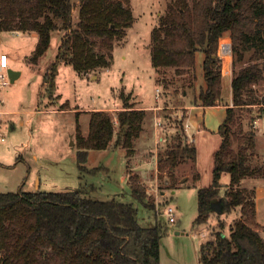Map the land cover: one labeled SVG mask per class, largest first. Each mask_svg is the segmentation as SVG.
<instances>
[{"label":"trees","instance_id":"16d2710c","mask_svg":"<svg viewBox=\"0 0 264 264\" xmlns=\"http://www.w3.org/2000/svg\"><path fill=\"white\" fill-rule=\"evenodd\" d=\"M72 11L71 0H0V32H37L30 57L34 61L48 48L51 31L63 30L56 57L43 75L48 93L55 90L61 61L71 63L81 74L108 67L115 41L125 35L134 19L130 0H79L75 25ZM224 35L230 36L232 45L231 105L222 97L218 45ZM150 54L157 72L173 67L184 74L199 66L203 82L193 104L227 105L218 128L221 142L213 155L211 182L197 189L194 222L205 223L214 211L220 214L238 207L240 216L230 225L229 235L212 231L213 237L201 244V263L264 264L255 189L241 184L245 178L264 176V162L252 163L255 131L243 129L237 112L239 107L260 105L263 100L255 85L264 81V0H174L151 30ZM144 116V109L133 108L124 97L116 132L107 111H93L87 135L78 128L80 171L99 169L80 161L89 149L107 148L114 136L113 146H120L131 157ZM179 124L185 137L183 120ZM182 136L177 133L157 153L158 177L165 174L170 180L165 188L174 189L180 183L176 171L181 163L189 162L194 169L192 179L199 178L194 165L196 146ZM127 176L130 194L155 209L138 175L128 172ZM87 188L0 192V264H159L167 226L160 220L143 226L132 202L116 196L96 199Z\"/></svg>","mask_w":264,"mask_h":264},{"label":"rangeland","instance_id":"374dc122","mask_svg":"<svg viewBox=\"0 0 264 264\" xmlns=\"http://www.w3.org/2000/svg\"><path fill=\"white\" fill-rule=\"evenodd\" d=\"M71 1L75 25L79 0ZM173 1L130 0L134 19L126 28L125 35L115 41L110 65L81 74L71 63L61 61L57 66L53 93L46 91L43 75L56 57L63 30L57 27L51 31L50 44L36 61L30 58L36 38L18 31L0 32V54L7 55L8 68L21 71L13 82L0 89V192L61 191L88 187V193L96 199L116 196L134 204L141 225L152 226L160 220L167 226L160 243L159 264H202L201 244L213 237L212 231L229 235L230 225L240 216L238 207L220 214L214 211L205 223L194 222L197 189L211 182L213 152L221 142L215 127L222 115L208 107L201 109L200 113L193 111L196 116L193 114L189 118L190 130L196 138L194 165L199 173L197 180L192 179L194 169L189 162L179 164L176 176L180 183L174 189L165 188L170 182L165 174L155 181L147 177L142 182L143 178H139L155 202V209L134 198L126 180L122 179L134 166L136 157L145 158L144 155L154 148L156 156L159 150L175 139L177 133L182 136L181 120L185 133L182 137L193 143L185 131V105L192 104L199 90L198 85L203 82L199 66L194 72L178 74L173 67H163L157 72L151 62V30L159 15L165 13L167 5ZM220 53H223L221 48ZM228 58L229 55H225V59ZM238 66L236 63L235 67ZM255 89L262 95V103L239 107L237 112L243 129L247 131L256 130L253 125L257 118V138L252 158V163L256 165L264 162V81L255 85ZM124 97L133 108L158 106L145 112L143 129L137 141L138 152L129 158L120 146L89 149L80 163L99 169L95 172L80 171L77 133L78 128L82 135L87 132L90 120L89 113L84 110L107 108L114 121L123 106ZM154 120L162 127H158V131L163 138L157 139L156 147L149 136L154 130ZM199 124L200 130L197 128ZM114 129L117 132V121H114ZM152 167L153 162L152 166L148 163L147 170ZM223 179L228 180V175L224 174ZM253 180H264V176L245 178L241 184L253 187ZM167 204L176 208L175 222H170L165 214Z\"/></svg>","mask_w":264,"mask_h":264},{"label":"crops","instance_id":"0c3cea01","mask_svg":"<svg viewBox=\"0 0 264 264\" xmlns=\"http://www.w3.org/2000/svg\"><path fill=\"white\" fill-rule=\"evenodd\" d=\"M18 32L29 33L32 38H36V40H37V35L38 34L35 31H31V32L18 31ZM227 38L230 41H227L226 40ZM222 43L223 44H226V43L230 44L231 43L230 36L229 35H224V36H222L220 38L219 45H218V55L221 57V62H222V69H221V71H222V97H223L224 100L229 102V105H231L232 104L231 79H232L233 69H234L233 64H232V49L226 50L223 53H220V48H222V46H221ZM225 55H229L228 60L225 59ZM8 70H12V71L16 72L14 74V78L15 79L21 74V71L13 70L11 67H9ZM249 106H253V105H249ZM185 107L187 108L186 127H185L186 135H187V137H189V139H191L193 141V144L195 145V142H196L195 139L196 138H195V136L192 134V132L190 130L191 121L189 122V118L191 116H193V114H194V116H196V114L193 111H195L196 113H200L201 109L208 108V107L214 108L216 111H218L222 115V119L220 120V122L217 125V127H215L216 132L218 133L219 125L222 123V121L224 120V118L226 116V107H227V105L222 104V103H217V104L210 105V106H202V105H196V104L192 103V104L187 105V106L185 105ZM138 108H142L146 112V110H155L156 108H158V106H155V105L154 106L140 105ZM62 109H64V108H62ZM81 110L82 109H78L77 111H81ZM97 110H105V111L109 112V109H107V108H103V109H95L94 108V109H87V110L85 109L84 111H87L89 113V115H91V113L93 111H97ZM114 121L115 122L117 121L116 120V116L114 117ZM143 124H144V122H143ZM152 124L154 125V130L152 131L151 134H149V136L151 135V137H152V139L154 141L155 147H156L157 139L158 140L163 139L162 135L159 134V131H158L159 130L158 127L159 128H162V127L158 126L157 122L155 120H154V122H152ZM257 125H258V122H257V118H256L254 120V125H253L256 128V130H254L255 133H256L255 134V139L257 138ZM197 126H198L197 128L200 130L201 129V125L199 124ZM142 127H143V125H142ZM87 133H88V131L83 133V135H87ZM139 135L134 139V144H136V145H134L135 146L134 147L135 148L134 155L139 150V148H137V141H138V139L140 137ZM114 139L115 138H113L112 140L114 141ZM113 141L110 142L109 146L113 145ZM154 150H155V148H154ZM154 150L153 151L149 150V152L144 155L145 158H143V156H141L140 158L136 157L137 159L135 158V160L133 162L134 166L132 168L128 169L127 171L131 172V173H134V174H137L138 177L140 178V180L143 178L142 182L146 181L147 177H150V179H153L154 181L157 180V178H158L157 154L155 156ZM196 151H197V148H196ZM129 158H131V157H129ZM152 162H153V167L150 168L149 170H147L148 163L149 164L151 163V166H152ZM141 167H142V169H140ZM127 174L124 177H122V179L126 180V182H127V177H126ZM145 174H146V176H144ZM253 183H254L253 187L255 189V207H256L255 218H256V221H257V223L259 225L258 226V230H259L261 236L264 238V180H258V181L253 180ZM161 193H164V192H161Z\"/></svg>","mask_w":264,"mask_h":264},{"label":"built area","instance_id":"2783aa9c","mask_svg":"<svg viewBox=\"0 0 264 264\" xmlns=\"http://www.w3.org/2000/svg\"><path fill=\"white\" fill-rule=\"evenodd\" d=\"M231 43L223 44L222 43V51L230 50L231 49ZM11 80L8 75V57L5 53L0 54V89L8 86L10 84ZM159 91V89H158ZM263 113H264V105H263ZM176 208L172 204H167L165 206V214L168 216V220L170 222L176 221Z\"/></svg>","mask_w":264,"mask_h":264},{"label":"water","instance_id":"95a60500","mask_svg":"<svg viewBox=\"0 0 264 264\" xmlns=\"http://www.w3.org/2000/svg\"><path fill=\"white\" fill-rule=\"evenodd\" d=\"M16 72H14V71H12V70H8V75H9V77H10V80H11V82H13L14 81V74H15Z\"/></svg>","mask_w":264,"mask_h":264}]
</instances>
